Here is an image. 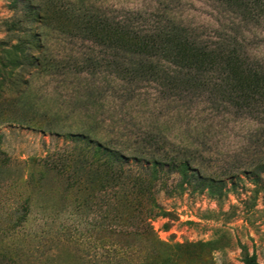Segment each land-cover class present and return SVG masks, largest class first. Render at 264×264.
I'll use <instances>...</instances> for the list:
<instances>
[{"label":"rangeland","instance_id":"1","mask_svg":"<svg viewBox=\"0 0 264 264\" xmlns=\"http://www.w3.org/2000/svg\"><path fill=\"white\" fill-rule=\"evenodd\" d=\"M180 34L260 77L189 66ZM252 254L264 264V0H0V264Z\"/></svg>","mask_w":264,"mask_h":264},{"label":"trees","instance_id":"2","mask_svg":"<svg viewBox=\"0 0 264 264\" xmlns=\"http://www.w3.org/2000/svg\"><path fill=\"white\" fill-rule=\"evenodd\" d=\"M225 4L231 8H239L240 0H222ZM175 32H184L183 29L176 27ZM178 30V31H177ZM171 47H185L188 55L191 57L187 59L189 66L200 65L202 67L218 66L227 73L228 79L239 80L250 77H260L257 73L259 70L255 66L248 62L247 59L240 56L234 50L218 49L214 51H208L207 47L196 48L191 46L190 41L181 34L179 36L170 35ZM194 52V53H191ZM254 90L249 96H253ZM244 264H259L254 254L247 256L244 260Z\"/></svg>","mask_w":264,"mask_h":264}]
</instances>
